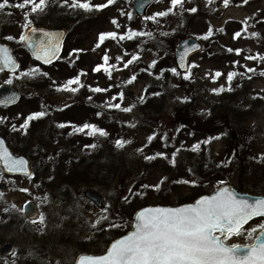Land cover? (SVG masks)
Masks as SVG:
<instances>
[{"label": "rangeland", "instance_id": "obj_1", "mask_svg": "<svg viewBox=\"0 0 264 264\" xmlns=\"http://www.w3.org/2000/svg\"><path fill=\"white\" fill-rule=\"evenodd\" d=\"M17 1L9 0L11 6L0 11V37H14L7 40L12 42L9 43L12 46L14 42L18 43L26 22L24 13L15 7ZM55 1L67 7L64 0ZM82 1L88 3L92 10L70 7L65 24L62 20L59 23L67 30L68 37L64 57L56 65L38 68L16 44L14 53L21 67L14 74L0 72V85L7 84L5 81L12 78L13 83L9 85L21 93L14 107L0 110V119L4 116L11 124L20 126L29 115L40 111L46 113L42 119L32 122L36 127L33 125L29 131H22L18 138H9L14 153L26 155L37 173L36 178L30 180L7 176L0 169V184L5 185V189L0 190V247L4 244L12 246V253L6 258L0 257V264H73L79 253L102 252L108 241L117 236L113 231L120 228L111 225L121 226L126 217L122 214L130 210L124 208L121 212L118 201L129 197L134 185L138 187L136 197L132 198L136 199V207L157 204L156 190L152 188L165 174L173 173L175 176L189 166L184 162L186 157L179 151L175 155L164 156L153 167L151 164L142 166L140 162L148 149L149 136H154V133L174 147L178 129L188 121L189 127L212 134L211 147L207 155H202L210 162L209 171L204 174L207 181L203 193L212 192L223 180L237 191L264 194V78L257 76L255 66L257 63L258 67H264V60L260 59L264 56V0H248L246 4L243 0H229L227 7L223 0H212L211 3L209 0H185L183 10L177 6L164 17L156 16V13L171 8V0H156L144 19L132 12L131 0H114L100 10L95 6L107 4V0ZM193 7L197 9L195 13L188 11ZM46 17L32 20L31 13L30 20L47 24L45 22L49 20ZM113 20L117 24H113ZM255 20L257 26L253 25ZM210 29L212 35L203 39ZM130 31L150 32L152 35L129 40L127 33ZM107 32H116L117 37L106 38L101 43L99 35ZM236 32L241 35L234 39ZM121 35L125 36L124 40H120ZM187 36L198 39L205 48L193 54L181 80L170 69L164 83L154 74L161 71L156 69V65L164 61L162 65L176 68L173 49L178 40ZM218 40L223 47L218 46ZM75 46L79 49L77 53L73 52ZM228 48L234 51L229 53ZM236 49L241 50L239 55ZM105 54L109 57L107 64L103 60ZM133 55L138 59L125 68L127 60ZM250 56L255 59L246 58ZM79 62L80 66L77 65ZM98 65L101 71L95 72L94 68ZM37 68L41 81L32 76H20L22 72ZM247 69H253L251 75L247 74L248 80L233 92L234 95L226 98L228 90L236 88L233 84L239 76L238 70ZM216 72L222 75L217 77ZM229 72L236 73L231 82L227 80ZM133 75L136 80L129 84L128 80ZM77 77L78 84H68L67 81ZM49 78L66 81L64 88L70 86L76 91L60 90L52 86ZM161 84L167 88L166 97L160 101L161 110L157 115L142 113L140 107L144 104L146 89ZM97 87L103 91H92ZM121 92L124 93L123 98L120 97ZM261 97L263 102L259 105ZM116 104L120 108L114 107ZM86 105L96 108L99 115L94 116L92 112L88 115ZM69 106L72 108L64 111ZM126 107L132 110L124 112ZM75 108L79 110L77 116L82 123H94V118L99 120L102 116L103 122L110 126H106L107 133L118 128L123 134L124 146L117 152L118 171L113 173L114 177L108 183L94 177L105 176L104 170L101 173L96 170L95 162L87 170L85 154L74 146L77 135L64 138L58 128L57 120L63 121L66 118L64 112ZM146 118L147 122L144 121ZM75 133L80 135V132ZM84 133L81 132L82 135ZM232 133L238 136L235 138L237 142L232 144L242 145L237 158H230L232 153L227 150L231 148L229 139ZM96 136L95 139H100V142L107 138L98 133ZM37 156L39 162L35 159ZM45 156L49 158L50 173L40 166ZM202 156L199 154L201 160ZM173 163L178 168L164 169L165 164L170 168ZM190 185H176L177 191L164 200L165 205L191 201L194 191ZM87 189H93L101 196L100 206H95L84 197ZM27 201L36 205L38 217L34 220H28L22 213V205ZM105 216L107 219H102ZM41 217L43 223L40 222ZM260 223L264 220L249 222L244 227V235L231 237L226 243H250L252 240L247 232Z\"/></svg>", "mask_w": 264, "mask_h": 264}, {"label": "snow or ice", "instance_id": "obj_2", "mask_svg": "<svg viewBox=\"0 0 264 264\" xmlns=\"http://www.w3.org/2000/svg\"><path fill=\"white\" fill-rule=\"evenodd\" d=\"M114 2V0H107V4L96 5L97 10L103 9ZM211 3L212 0H209ZM225 7L228 6L229 0H223ZM246 4L248 0H243ZM185 0H171V8L167 11H161L156 13V16L164 17L177 6L181 10L184 8ZM64 4L71 8H80L85 11H91L92 7L88 3H82L80 0H64ZM31 5V13H42L47 7V0H22L21 3L15 5L20 9H25ZM11 6L9 0H2L0 2V11L6 7ZM195 13L197 9L195 7L188 9ZM129 17L131 14H128ZM25 24L24 28H27L31 33H36L37 29L31 27L32 21L28 18V12L24 14ZM147 19H153V17H147ZM113 24H117L115 20ZM151 36L152 34L143 32H128L127 39L132 40L136 36ZM212 35L211 29L203 39H208ZM241 35L240 32L234 34V39ZM255 35V34H253ZM117 37L116 32L101 33L99 35V41L102 43L106 38L115 39ZM120 40H124L125 36L121 35ZM7 40H13L14 37L8 36ZM20 41L28 43L32 48L33 53L37 60H42L44 63H51L52 59L57 57L61 49L60 37L56 33H42L40 39H33L32 36L21 35ZM99 47V44L97 45ZM78 51V50H74ZM229 53L234 50L228 48ZM239 49L235 52L240 54ZM247 59H255V57H246ZM109 57L104 55L103 60L105 64L108 63ZM138 59L133 55L131 59H128L125 68L131 65ZM264 60V56L260 57ZM184 57H181V67ZM155 61H153V65ZM5 69L15 73L17 69V63L10 54V50L7 47H0V72ZM108 71L107 69H104ZM95 72L101 71V66L98 65L94 68ZM251 72L253 69H247ZM173 74L177 73L176 68H172ZM39 73V69H30L28 72H22L23 76H36ZM42 75H47L43 73ZM217 77L222 73L216 72ZM236 73L229 72L227 74V80L231 82ZM264 75V73H262ZM17 79L20 77H16ZM188 78L187 75L184 77ZM136 80V76H132L128 83L132 84ZM7 84H12L13 79L9 78L5 81ZM79 78L69 80L68 84H78ZM231 90V89H229ZM70 91H76L75 88ZM97 93L103 91L97 87L92 89ZM215 91V90H214ZM124 93H120V97L123 98ZM14 100L10 98L7 103H11ZM6 106V104H5ZM116 108H120L119 104L114 105ZM131 108H124V112L131 111ZM45 112L40 111L29 115L25 122L20 125V129H26L28 122L37 118L45 116ZM99 115V113H97ZM64 127V125H60ZM13 131L17 128L12 126ZM89 129L88 135L94 136L97 133L99 136H107V132L103 129H98L93 124H84L78 131H84ZM153 136H149L148 140H153ZM217 139L219 137H216ZM207 143V141H205ZM117 147H123L124 142L117 141ZM94 147V145L86 146ZM200 147L199 144L193 147L195 151ZM163 155V154H159ZM175 155V154H173ZM145 159L151 160L154 157L146 156ZM0 164L7 172H25L27 168V162L23 158H17L4 147V141L0 140ZM184 183H190V181H183ZM191 183H194L192 181ZM148 187V185H144ZM158 187V186H156ZM27 191V189H22ZM15 207V206H13ZM8 211V209H4ZM107 211V209H104ZM254 217H264V199L256 200L250 203L244 199H238L229 189L223 188L211 196H202L195 203L186 204L180 207H149L141 210L135 217L134 230L124 235L122 238L115 240L108 248L106 254L100 256H82L79 264H264V223L258 224L257 227L251 228L247 232V236L252 243L247 245L227 244V241L231 237H240L244 235V225L247 224ZM107 219V217H102ZM40 222L43 223V217ZM99 223V221H97ZM95 226V225H94ZM111 227H120V225L112 224ZM258 235H253L257 233Z\"/></svg>", "mask_w": 264, "mask_h": 264}, {"label": "trees", "instance_id": "obj_3", "mask_svg": "<svg viewBox=\"0 0 264 264\" xmlns=\"http://www.w3.org/2000/svg\"><path fill=\"white\" fill-rule=\"evenodd\" d=\"M70 12H71V10H70ZM78 16H79V14H78ZM253 25L257 26L256 20H255V23H253ZM217 44H218V46L223 47V44L219 40H218ZM76 48H77V46H75V49ZM164 63L165 62L163 61L162 64H164ZM162 64L158 63L156 65V69H161V71L160 72L157 71L154 74L157 78H161V80L164 81V83H166L168 75L170 73V69H172L173 67H171L170 65L166 66V65H162ZM77 65L80 66L81 65L80 62L77 63ZM255 66L257 68V76L264 78V75H262V73H264V67H262V68L258 67L257 63L255 64ZM238 72H239V76L233 84L236 86V88L232 87L231 90H228L226 98L234 95L233 92L236 91L241 84H242V86L244 85L245 80L247 79L246 77L249 76L247 74H250V72H247V71L238 70ZM177 73H179V72H177ZM182 75L183 74H181V73H179L177 75L179 80H181ZM34 77H36V80L41 81V78L38 76V74ZM36 80H34V78H33V82L35 84H36ZM48 81H51L50 83L52 84V86H56L57 88H60V90L70 91V89H69L70 86H69V88L63 87L65 81H56V80H50V79H48ZM166 94H167V88L162 84L160 86L149 87L148 89H146L145 98L143 100L144 104H143V106L140 107V111L142 113L147 112L148 116H149V113L157 115L158 112L161 110V105H160L161 102L160 101L166 97ZM262 100H263V97H261V100H258L259 105L261 102H263ZM70 108H72V106L67 107L64 111H66L67 109H70ZM82 108H84V107H82ZM93 110L96 111V108L93 109V108H90L88 105H86V107H85L86 113L89 112L88 115H91V112H92V115L97 116L98 111L95 112ZM78 111L79 110H77V108H75V109H71L67 112H64V114L66 115V118L63 119V121L57 120L58 121V123H57L58 128L60 129L61 134L64 138H66V137L71 138L72 135H77V138L74 140V146L78 147V149H80V151L83 152V154H85L84 157L86 159L85 162L87 165L86 166L87 170L90 169L91 166H93V163L95 162L96 166H97L96 170L100 173H101V171L104 170L105 176L103 178H99L98 176H94V177L98 178V180L102 181L103 183H108L114 177L113 173L114 172L116 173L118 171L117 168L119 167V162H118V157H117L118 153L117 152H119L121 150L120 149L121 147H117L116 142L118 140L123 142V134L121 133V131L118 128L112 129L111 133H108L107 136H102V137H107V138L105 140H102L101 142H100V139H95L97 137L96 135L89 136L87 134L89 129H85L84 130L85 133H84V135H82L81 131H78V129H80L86 123L98 125L99 126L98 129H103L106 131H107L106 126H108L109 128H110V126L107 125L105 122H103L102 116L100 117L99 120L94 118V123H88V122L82 123V121L77 116ZM57 114L61 115L62 113H57ZM40 119H42V118H38L36 121H38ZM221 120H222V122L224 121L223 118ZM144 121L147 122V118ZM184 124L185 125L180 127L177 131V135L174 138V142H175L174 147L168 145V142L165 138L159 137L153 133L152 134V135H154L153 140L150 141L148 149L145 150V153L140 158V162H141L142 166H146V164H151V166L153 167L154 165L159 163V161H162V158H164V156H169L171 154L173 155L177 151H179V152H182V155H184L183 157H186V159L184 161L185 164L189 165L185 170H182L180 173L177 172V174L175 176L173 175V173L169 174L168 176L165 174L162 177V179L159 181V184L157 185L158 187L155 186L154 188H152V189L156 190L157 195L155 198H156L157 204H166L164 202V200H166V198L168 196L173 195L177 191L178 187L176 185H185L186 184L183 181H190V184H191L190 188L192 191H194V195H193V197H191V199L204 192L203 187L205 185V182L207 181L204 178V174L207 171H209V169L207 170V168L210 167L209 166L210 162L208 161V157H203L202 155H207V153L209 151L208 149H210V147H211L210 139H211L212 134H210L209 132L207 133L205 131H201V130H197V129L189 127L188 126V125H190L189 121L184 123ZM13 125L14 124H11L7 118L0 121V134H2L8 141H9V137H8L9 135L16 136L17 133H22V131L26 132L27 129L29 131L30 129H32L31 127L34 124L29 123L28 127L25 130L20 129V126L15 125L17 128L16 131H13V128H12ZM60 125H64V127H60ZM34 127H36V126L34 125ZM75 131L80 132L81 136L79 134L75 133ZM148 131H149V129H148ZM233 134H235V133H232V137H231V139H229V141L231 143L230 144L231 148L230 149L227 148V150H228V152L230 151L232 153L230 158H237V155L239 153V149L242 148V145L240 143L237 145L232 144L234 142H237V140L235 141V138L238 137V136H236V137L233 136ZM229 135H231L230 131H229ZM82 137L86 140L84 141ZM51 139H50V142H51ZM205 141H207V143H205ZM197 144H199L200 147L194 151L193 147ZM90 145H94V147H86V146H90ZM56 153H58V152H56ZM159 154H163V155H159ZM199 154H201L203 160H201L199 158ZM233 155L235 157H233ZM146 156L154 157V159H151V160L145 159ZM33 159H34V157H33ZM35 159L37 160V162L40 161L39 156L35 157ZM231 160L234 161V159H231ZM41 162H42V164L40 166L42 167V169H44V170L47 169V172L50 173L48 156H45L41 160ZM64 162H65V160H64ZM207 162H209V163H207ZM222 166L224 167L223 164H222ZM227 166H229V165H227ZM174 168H178V165L175 166V164L173 163L172 167H170V168L168 167L167 164L164 165V169H166V170H171V169L175 170ZM35 173H37V172L35 170H33L34 179L36 178ZM220 177L221 176L219 175L218 178H220ZM192 181H194V183H191ZM164 183L166 184V186L164 185ZM219 183L222 184V183H224V181L220 180ZM188 184L189 183H187L186 185H188ZM217 185L218 184H216V186ZM137 188L138 187L136 185H134L132 187V191L130 193V196L125 198L122 201L121 200L118 201V209L121 212L124 211V208H129L130 210L128 213L122 214V215H126L125 219L122 222V225L120 226V228H117L116 231H113L114 233H117L116 234L117 236L122 235L123 233H125L130 228L132 213L135 211V209L140 207V206L136 207L135 206L136 204L134 202L136 199H132V198L136 197L135 193H136ZM127 203H129V204H127ZM131 205H134V206H131ZM127 211H128V209H127ZM3 214H6V213H3ZM6 215H7V217H10V215H8V214H6ZM117 236H115V237H117Z\"/></svg>", "mask_w": 264, "mask_h": 264}, {"label": "water", "instance_id": "obj_4", "mask_svg": "<svg viewBox=\"0 0 264 264\" xmlns=\"http://www.w3.org/2000/svg\"><path fill=\"white\" fill-rule=\"evenodd\" d=\"M154 2H155V0H132L131 5H132L133 11L139 17H144L146 15L147 9ZM31 27L37 29L36 33H31V31L29 29H26L24 31V34L23 35H25L26 37L27 36H32L33 39L38 40V39L41 38L42 33H44V32L56 33V34L59 35L60 42H61V45H62V41H63V38L65 36V30H63V29H53V30L52 29H45L43 27H37V26H31ZM24 45L27 48L29 54L32 55L36 59V57H35V55L33 53V50H32L31 47H29L28 43L24 42ZM0 47H5V46L0 45ZM201 48H202V46H201L200 42L198 40H196L195 38H193V37H185V38H183V39H181V40H179L177 42V44H176V46H175V48L173 50V56H174V60H175L176 66H177V68H178V70L180 72H185L187 70L189 57L191 55L199 52L201 50ZM60 51H61V49H60ZM59 53H58V55H59ZM182 56L184 57V60H183L184 66L183 67L180 66L181 65V57ZM56 58L57 57L53 58L52 61L55 60ZM39 61H42V60H39ZM45 64H47V63H45ZM5 70L6 71H9L7 69H5ZM13 97H14V100L11 103H7V101H9V99L10 98H13ZM18 99H19V93L15 89H13L10 86L0 87V104L12 105V104H15L18 101ZM0 140L4 141V147L7 148L9 150V152L11 153V151L8 148L5 140L2 137H0ZM15 157H17V158H23L27 162L26 171L25 172H11L10 173V172H7L3 168V165L2 164H0V167H1L2 171L4 173H6V174H12V175H14V174L25 175V176L30 175L31 172H30V169H29L28 159L25 156H23V155H17ZM223 188L229 189L238 199H244V200L249 201L250 203H253V202H255L256 200H259V199H264V196H260V195H250V194H246V193L237 192L230 185H227V184L218 187L210 195H203V196H211V195H214V194H216L217 191H219V190H221ZM0 190L1 191L4 190V184H0ZM84 196L86 198H88L91 202H93L96 206H100L101 203H102L101 196L96 191H94L92 189H89V190L85 191ZM201 197L202 196L196 198L191 203H195ZM191 203H186V204H191ZM186 204H182V205H178V206H174V207H180V206H184ZM149 207H169V206H146V207H143V208H140V209L136 210L134 212V214L132 215V225H131V229L129 231H127L124 235H127L128 233H130L131 231L134 230V224L136 222L135 221L136 215L141 210H143L145 208H149ZM23 212H24V214H25V216L27 218H35L36 217V207H35L34 203L33 202H27L26 204H24V206H23ZM258 234H256V235H258ZM124 235H122L121 237H119L117 239L122 238ZM117 239H115V240H117ZM115 240H113L108 245V247L106 248L105 252L102 255L106 254L108 248L110 247V245ZM11 252H12V246L10 244H4L3 246L0 247V255L3 256V257L8 256ZM82 256H92V255L80 254L75 259V263L74 264H79L80 258Z\"/></svg>", "mask_w": 264, "mask_h": 264}, {"label": "flooded vegetation", "instance_id": "obj_5", "mask_svg": "<svg viewBox=\"0 0 264 264\" xmlns=\"http://www.w3.org/2000/svg\"><path fill=\"white\" fill-rule=\"evenodd\" d=\"M48 1H47V7L45 8V10L42 13H38V14L32 13L33 19L35 17H39V18L43 17V18H45L47 16L46 18L50 22L49 21L45 22L47 24H40V23L37 22L36 24L44 26V27H47L49 29L64 28L63 26H59V23L62 20L64 22V24H65V22H66L65 20H67V18H69L68 17V8L64 7L63 4H60V3L56 2V1L54 2V0H53V2H51V1L48 2ZM62 8H63L64 11L62 10ZM37 20H39V19H37ZM39 21H41V20H39ZM21 35H22V33H21ZM66 39L67 38L65 37L64 42L62 43V45H63L62 46V50H61L62 57H64V54H65ZM17 42L18 43L14 42L15 45L12 46L11 44H9V43H12V42L7 41V39L4 38V36L0 37V45H6L9 48L10 52L13 54L14 57H16L15 53H14V48H15L16 44H18L20 46L21 50L23 48V46H22L23 42L20 41V40L17 41ZM31 59H34V58H31ZM35 61L36 62H34V61H32V62H34V64L36 66H38L40 64H41L40 66L43 65L42 63H39L37 60H35ZM56 63H58V61L52 62L49 65V67L55 65ZM3 73H5V71H3ZM4 109H5V106L0 105V110H4Z\"/></svg>", "mask_w": 264, "mask_h": 264}]
</instances>
